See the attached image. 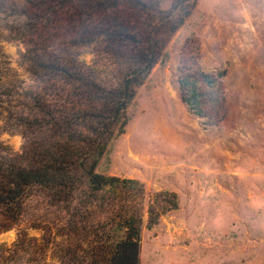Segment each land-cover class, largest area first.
Masks as SVG:
<instances>
[{"label": "trees", "instance_id": "16d2710c", "mask_svg": "<svg viewBox=\"0 0 264 264\" xmlns=\"http://www.w3.org/2000/svg\"><path fill=\"white\" fill-rule=\"evenodd\" d=\"M198 1L173 0L164 10L158 0H70V37L62 49L44 37L21 39L28 44L19 57L30 84L9 74L0 52L2 129L23 141L18 152L0 141V229L27 215L43 231L38 239L19 234L20 247L32 241L38 256L26 264H47L49 251L59 264H139L144 215L151 228L177 208L175 193L147 200L138 180L96 167L124 132L136 90ZM83 46H92L90 62L74 51ZM178 71L181 102L209 124L220 123L227 113L225 71L202 70L193 53ZM14 93L21 99H4Z\"/></svg>", "mask_w": 264, "mask_h": 264}, {"label": "rangeland", "instance_id": "374dc122", "mask_svg": "<svg viewBox=\"0 0 264 264\" xmlns=\"http://www.w3.org/2000/svg\"><path fill=\"white\" fill-rule=\"evenodd\" d=\"M69 1L0 0V52L17 80L31 83L19 57L28 46L24 35L64 47ZM172 1L158 0L159 7L166 10ZM74 51L93 59L92 46ZM191 53L202 70L225 71L227 113L216 125L180 100L178 68ZM126 112L124 132L109 143L96 172L138 180L147 200L157 192L177 197V208L153 227L144 215L139 264H264V0H199ZM5 115L0 110V141L18 152L22 138L3 131ZM19 234L38 239L43 231L27 215L0 229L4 264L38 257L34 242L20 247ZM45 261L59 264L50 251Z\"/></svg>", "mask_w": 264, "mask_h": 264}]
</instances>
